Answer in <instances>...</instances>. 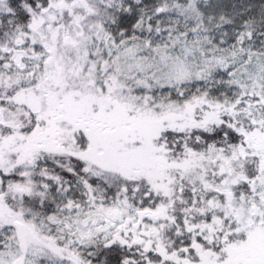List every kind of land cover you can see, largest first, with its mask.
Segmentation results:
<instances>
[{
    "label": "snow or ice",
    "instance_id": "obj_1",
    "mask_svg": "<svg viewBox=\"0 0 264 264\" xmlns=\"http://www.w3.org/2000/svg\"><path fill=\"white\" fill-rule=\"evenodd\" d=\"M0 264H264V0H0Z\"/></svg>",
    "mask_w": 264,
    "mask_h": 264
}]
</instances>
